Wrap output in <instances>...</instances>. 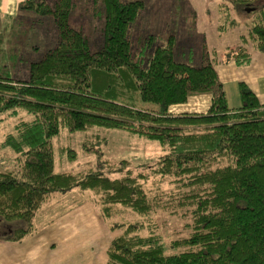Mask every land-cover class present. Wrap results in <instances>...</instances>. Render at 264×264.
Wrapping results in <instances>:
<instances>
[{
	"label": "trees",
	"instance_id": "trees-1",
	"mask_svg": "<svg viewBox=\"0 0 264 264\" xmlns=\"http://www.w3.org/2000/svg\"><path fill=\"white\" fill-rule=\"evenodd\" d=\"M220 1L249 22L264 50V0ZM94 2L23 0L15 14L0 13V114H27L0 144L13 164L0 172V222L24 223L6 240L31 235L43 206L76 189L82 197L76 206L93 203L98 218L118 232L106 264H264V103L238 82L240 105L228 106L204 41L196 66L175 60L173 34L148 54L156 36L131 34L144 0H99L95 9ZM96 13L100 30L89 32ZM47 28L50 40L40 55L42 46L28 37ZM205 93L211 95L207 111H169ZM99 128L155 142L158 147L148 145L159 154L146 168L172 190L147 191L148 174L128 159L104 162L106 170L99 162L87 172H55L52 139L64 129L92 132L81 151L96 155L105 139ZM164 207L188 208L191 217L187 237L168 247L152 222ZM127 212L139 219L129 222Z\"/></svg>",
	"mask_w": 264,
	"mask_h": 264
},
{
	"label": "rangeland",
	"instance_id": "rangeland-1",
	"mask_svg": "<svg viewBox=\"0 0 264 264\" xmlns=\"http://www.w3.org/2000/svg\"><path fill=\"white\" fill-rule=\"evenodd\" d=\"M212 1H217L219 2L218 5H222L220 14L224 16L226 4L222 3L220 0ZM78 3L81 5L84 2L78 1ZM144 3L145 7L141 10L138 24L132 29L131 34H135L136 30H138L139 35H143L144 38H147L150 33L156 36V40L150 45H147L148 54L153 51L155 45L165 44L168 35L173 34L176 40L174 51L175 60L188 62L195 66L199 65L198 58L201 54L203 41L206 45V40L199 31L195 33V31L192 30V28L197 30L196 24L198 19V14H196V11L192 7L197 8L198 5L195 2L192 4L187 2L186 4L187 8L192 11V14H195L192 16L194 17L193 19L191 15H187L182 9L181 0H144ZM95 7H100L99 0H95L94 9ZM229 7L231 9V6ZM190 18H192L193 21H191ZM101 19L102 17L97 13L89 18V32L100 30ZM46 30L45 35H40L39 32L35 30L31 31L28 37V41L38 43L42 46L39 51L40 55L46 50L48 45L43 46L44 44L42 43L46 40H50L51 32L49 28ZM26 41L27 39L25 42ZM9 70L11 74L14 73L13 68H9ZM229 100L231 106L240 105L239 95L238 97L229 95ZM9 116L8 113L0 114V144L5 135L13 130V125L16 121L27 118V114L25 113H19L18 116ZM95 131H98L97 133L101 135V138H105L100 142L101 147L96 146L99 157L97 154L90 155L81 151L83 140L87 135L92 134V132L78 131L70 133L64 129L58 136L52 139L53 150L55 152V172L72 174L81 173V171L87 172L91 167L92 169L90 170H93V168L95 169L99 162L101 163V169L106 170L104 162L108 165H116L122 159H128L131 161V168L145 175L146 173L148 174L149 180L146 184L147 191L153 193L152 191L156 190L155 192L157 193H168L172 190L167 180L159 182V178L151 174L152 168H146L148 164L153 166V162L150 163V161L159 154L158 148L149 146L155 145L158 147L155 142L146 141L143 138L132 136L126 131L118 129L109 130L99 128ZM91 138L92 137H90V139ZM143 142L144 144L147 142V144L144 145ZM68 148L74 150L75 155L73 153L68 154L65 151L60 152V149L66 150ZM3 150L4 149H2L0 145V159L1 161L3 160V162L0 163V172L13 168V164L10 163L8 159H5V155L8 154V152ZM71 155H74V159L72 160L70 159ZM78 194L76 189L67 192L65 196L57 193V197L63 199L62 203L55 204L53 200H49L50 206L46 204L43 208L44 211L46 209H50V211H43V218H36L34 220L33 233L28 235L21 242L17 243L6 240V236H8L12 230L23 227L24 223L22 221L8 223L0 222V264H11L12 255L22 258L24 262H28L29 264H65L64 260L69 257V255L65 257L66 253L69 252V247L78 246L79 244L84 246L85 240L90 233L97 232L99 229H101V234L105 232L104 235L100 236L99 241L95 244L91 243L83 247V249L73 255L70 260H81V255L83 254V256H85L86 254H90L91 248L96 247V245L100 244L107 246L111 238L118 235V232L107 230L106 223L96 218L94 223H90V217L85 214L86 211H76L74 216H59L54 219L52 218V215L65 212L73 200L77 201V199H80V195ZM165 208L166 207H164L162 211H157L152 222L157 226L158 233L163 237V243L168 247L169 243L172 241L187 237L188 230L185 224L190 223L191 217H189L188 208L178 210L173 208L167 211L164 210ZM126 216L125 218L129 222H134L139 219L138 216L130 212H127ZM71 222L77 223L76 228L80 231V234L73 230L70 225ZM89 227H91L92 230L88 229ZM73 233H77V236L74 237ZM54 242L56 245H53ZM34 248L36 249L35 251L33 250ZM95 254L96 252H94V255ZM92 255L93 253L89 255V258Z\"/></svg>",
	"mask_w": 264,
	"mask_h": 264
},
{
	"label": "crops",
	"instance_id": "crops-1",
	"mask_svg": "<svg viewBox=\"0 0 264 264\" xmlns=\"http://www.w3.org/2000/svg\"><path fill=\"white\" fill-rule=\"evenodd\" d=\"M21 1L23 0H0V13L15 14ZM187 2H189V4L195 2L198 5L197 8L192 7L196 11V14H198L196 32L199 31L206 40L211 64L216 70L218 78L224 84L228 106L232 108L238 106H231L229 100V95L238 97V82H244L255 94L259 102L264 103V50L259 48L257 38L252 33L249 22L236 15L234 9L231 8V10L229 6L226 7V12H224V16H222L220 14L222 9H220L221 7H219V2L217 1L185 0L186 4ZM210 102L211 95L208 93L190 95L186 102L171 105L169 111L172 113L205 112ZM79 197L80 199H77V201H72L65 212L60 214L57 213L52 215L53 217H50L54 219L59 216H74L76 211H86L85 214L90 217V223H94L96 219L100 220L93 203L85 202L76 206V203L82 198L81 196ZM55 198L50 199V201L53 200L55 204L62 203V198ZM46 204L50 206L49 201ZM43 211L44 208L37 213L34 220L36 218H43L44 212H48L50 209ZM70 225L74 231L80 234V231L76 228V222H71ZM88 229L92 230L91 227ZM106 229H109L108 226ZM100 232L101 229L97 232H91L86 238L84 246L79 244L78 246L69 247V252L65 255V257L69 255V257L64 260L65 264H106V250L113 238H111L107 246L99 244L96 245V247H92L91 253H93V255L90 256V258L89 255L91 253L85 256L82 254L81 260H70L72 256L82 250L83 247L91 243H97L100 236L105 234V232H103V234ZM77 233H73V236L76 237ZM53 245H56V243L54 242ZM33 250L35 251L36 249L34 248ZM94 252H96L95 255ZM11 264L29 263L24 262L20 257H14V255H12Z\"/></svg>",
	"mask_w": 264,
	"mask_h": 264
}]
</instances>
